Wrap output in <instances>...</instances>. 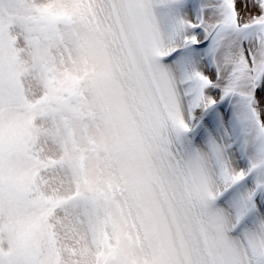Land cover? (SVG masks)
Wrapping results in <instances>:
<instances>
[{
    "label": "snow or ice",
    "instance_id": "obj_1",
    "mask_svg": "<svg viewBox=\"0 0 264 264\" xmlns=\"http://www.w3.org/2000/svg\"><path fill=\"white\" fill-rule=\"evenodd\" d=\"M0 264H264V0H0Z\"/></svg>",
    "mask_w": 264,
    "mask_h": 264
}]
</instances>
